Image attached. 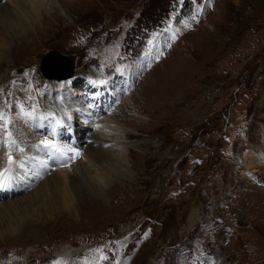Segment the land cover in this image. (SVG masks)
I'll return each instance as SVG.
<instances>
[{
    "label": "rangeland",
    "instance_id": "obj_1",
    "mask_svg": "<svg viewBox=\"0 0 264 264\" xmlns=\"http://www.w3.org/2000/svg\"><path fill=\"white\" fill-rule=\"evenodd\" d=\"M75 1H49L40 12L46 20L27 36H11L12 25L0 22V114L9 118L0 120V155L13 171L24 162L13 151L16 139L9 166L6 142V132L15 137L21 128L20 105L37 112L28 118L40 117L42 126L39 111L45 120L57 117L46 100L52 81L40 72L43 58L50 51L74 56L75 76L53 99L61 97L59 107L77 127L98 133L113 152L121 147L128 194L112 200L114 188L106 187L101 195L79 166L81 192L68 173L77 207L84 205L79 194L91 193L102 212H70L57 193L45 203L22 200L70 169L51 165L34 185L0 201L14 210L0 215V264H264V229L254 226L264 221L255 207L262 203L264 216V0ZM99 79L115 109L136 120L126 123L122 114L121 127L85 103L83 116L73 113L72 95ZM56 121L65 135L67 126ZM48 132L35 133L56 143ZM68 153L76 164L86 156L78 147Z\"/></svg>",
    "mask_w": 264,
    "mask_h": 264
},
{
    "label": "bare ground",
    "instance_id": "obj_2",
    "mask_svg": "<svg viewBox=\"0 0 264 264\" xmlns=\"http://www.w3.org/2000/svg\"><path fill=\"white\" fill-rule=\"evenodd\" d=\"M23 1H28L29 4H25ZM49 1L53 4H58L59 0H22V2L14 0V2L12 1V2L6 3L5 5H0V22L1 23L3 21L9 22L12 25L11 28L13 32L11 33V36H15L17 33H21V34L23 33L25 36H27V34L31 32V29H32L31 25H37L40 22L39 18L40 19L42 18V20H44L47 17V15H43V13L40 14V12L43 11L42 9L45 8V4L50 3ZM44 22L45 21H42V24H44ZM13 33H15V35ZM2 39L5 40L4 46L7 45L6 41L8 39L7 38H2ZM100 79L89 81V87L87 89L83 87V89L81 90L78 89L79 92H76L75 95H72L73 97L72 100L76 102V106L78 105V107H75L74 110L72 109L74 111L73 113L76 112V114L83 116L81 105L85 103V104L96 106L100 113L102 109L104 113L108 114L109 120L114 122L118 126H121V127L124 126L123 123H121V121L118 119L119 116L122 114H125V115L127 114L129 117V120H127L126 123H128L129 121L132 122L134 121V119L136 120V118L132 114H129L123 109V106H120L117 109H115L117 106V104L116 105L114 104L116 99L112 97V94L107 89V85H105V82L100 81ZM67 80H64V81H67ZM64 81H60L58 83L52 81V83H50L49 91L45 92L47 94L46 100L49 101L51 104L50 108L55 113H58L56 120L59 119L63 121V123L67 126V130H65V135H60L58 133L56 135V137L58 138V142H57V138H54V139H56V143L61 144L62 148H65L66 146H68L69 149L74 150L75 147L76 148L78 147L79 149L84 150L86 153L85 157H87L88 159L87 164L85 166L83 165V161L85 157H83V159L78 164H76V162L74 163V160L77 161V159H75V157L73 156V153L71 154L72 155L71 156L66 151H64L65 153H63V151L62 153L55 152L49 148L47 151H49L50 158L47 159V154L46 156L44 154V152L46 153V148L42 147L43 145L40 143L42 140L35 133V132L44 133L48 131L46 128L43 127L44 125L43 126L41 125L43 124V122L39 120H42V119L39 117V119L31 121L30 118L21 119L19 116L18 126H21V128L15 134V137L13 136V138L15 140L17 139V141L19 142H18V147L16 149H13V151L19 152L18 155L22 154V156L25 158L24 159L22 158V161H24L22 164H18L14 168L15 171L10 170L9 172L4 173V176H5V179L3 180L4 186L0 187V201L3 198L11 199L12 197L17 196V194L19 195V191L29 188L30 186L35 184L34 182L38 178L44 176V172L47 171V169L51 165L53 166V164L57 165V164H62V163L70 164L69 171L60 170L57 174L50 177L48 181L44 182L41 187L32 191L22 200L29 201L30 203L37 202V201H41V203L42 202L45 203L47 200H54L53 195L57 193L58 194L57 197L59 198L61 205H63L65 208L67 207L69 211L70 210L72 211L73 208L77 207L79 200L77 199L78 197L77 198L75 197L73 191L69 189V182H68L69 172L73 173V178L70 177L69 181H71V179H74L75 181L77 180L75 182V185L77 187V190L80 192L82 189L81 183H82L83 178L81 176H78L79 172L82 173L84 180L88 181V183L93 185L95 187V190L97 189L98 192L103 196L105 194L106 187L108 188L107 192H109L112 188H114L113 192L115 194L112 200L113 199L121 200L128 194V186H127L128 176H127V173L125 172L126 169L123 166V163H125L124 162L125 160L124 158H121L122 157L121 147L118 148L116 152H113V150L107 147L108 142L100 138L98 133L96 132L91 133L84 129H81V127H77V125H75L72 122V120H69V118H67L68 115L66 114L68 113L64 112V110H62L59 107L58 105L60 104L59 102L63 101L61 100V97H57L58 99L56 100L53 99V94H55V92L56 93L60 92L59 94L62 93L59 90V88H61V86L64 85L63 83ZM68 83L71 86L70 84L71 81H69ZM33 86H34L33 90L35 91L41 88V86L38 83H35L34 85H31L30 87H33ZM22 93H20L21 96L23 95ZM65 100L66 98L64 99V101ZM44 101H45V98H44ZM77 101L80 105L77 103ZM94 106H91L90 108L93 110H97ZM36 113H34V115L32 116L33 119L35 116H38V114ZM87 121L89 122L90 120L87 119ZM38 122L39 124H37ZM113 133H115V130L112 128V129H109L103 132V135L110 134L109 136H111V134ZM27 134H29L28 137H27ZM117 134H118L117 135L118 137H120L119 135H121V137H125L126 139L128 138L132 139V138H135L136 136L135 134H131V133L125 134L124 132H120ZM66 137L68 138V141L69 140L71 141V143H68L66 141L67 140ZM30 140L34 142L32 144L26 145V143H29ZM20 149H23V151H20ZM16 155H15V158H16ZM3 158L5 159V156L2 157L0 155V172H3V170L6 168V162ZM28 158L29 159L31 158V159L27 160ZM41 159L42 161H40ZM79 166H82V168H79L80 171L78 172L77 167ZM13 172H14V176L16 175L14 178L15 182L12 180ZM17 175L19 177H17ZM79 195L81 197L80 199L82 200V203L84 204L82 205V207L80 205H79V208L77 207L79 214L80 212L81 213L85 212V214L90 213L94 209L96 210L97 207L98 209L96 211L98 212H102L104 210L102 207H99V204L102 203V201L94 200L91 193L89 194V193L84 192V193H80ZM260 200L264 201L263 199H260ZM58 203L59 202H57V205ZM50 204L53 205L52 202ZM255 204L256 202L254 203V205ZM261 205L262 203H258V205H255V207L259 208L257 211V218H258V215H261V218H264ZM0 207H1L0 215L2 216L13 214L14 212L12 207H11L12 210L7 208L6 205H1ZM48 209H52V208H48ZM98 212H93V213H98ZM254 223H255L254 224L255 227H260L261 229H264V221L256 220ZM27 227L30 228L29 226ZM24 231L27 232L29 230L25 229Z\"/></svg>",
    "mask_w": 264,
    "mask_h": 264
},
{
    "label": "water",
    "instance_id": "obj_3",
    "mask_svg": "<svg viewBox=\"0 0 264 264\" xmlns=\"http://www.w3.org/2000/svg\"><path fill=\"white\" fill-rule=\"evenodd\" d=\"M54 56V57H52ZM74 63L75 58L72 56H62L56 51H51L48 54H46L43 63H42V71L45 76L48 78H58V79H68L73 76L74 74ZM44 65V66H43ZM65 67V68H64ZM60 70H66L62 74L60 73ZM22 71L19 70L20 73ZM58 72V73H55ZM58 74V75H57ZM50 78V79H51Z\"/></svg>",
    "mask_w": 264,
    "mask_h": 264
},
{
    "label": "snow or ice",
    "instance_id": "obj_4",
    "mask_svg": "<svg viewBox=\"0 0 264 264\" xmlns=\"http://www.w3.org/2000/svg\"><path fill=\"white\" fill-rule=\"evenodd\" d=\"M20 108H21V112L18 113L17 115L20 116L21 119L32 117L34 115V111L25 110L23 105H20ZM0 120L5 121L6 124L9 122V118H7L3 114H0ZM53 134L55 135V133ZM6 136H7L6 142L9 144L8 163H9V166H11L13 163H15V161L13 160L12 154H11V146H15L17 144V141L12 137V133L10 131L6 132ZM40 143L44 145L45 147L54 150L55 152L65 151L64 149H61L59 146H57V144H55L51 140H47V139L42 140ZM20 151H23V149H20ZM67 151H74V150L68 149ZM80 155L81 153L75 152L76 157H79ZM9 171H10V167L5 168L3 172H0V187L4 186L3 184V180L5 179L4 173L9 172ZM97 251H102V250H97ZM103 259H107V256H104ZM54 264H67V262L58 260V261H55ZM117 264H119V262H117Z\"/></svg>",
    "mask_w": 264,
    "mask_h": 264
}]
</instances>
